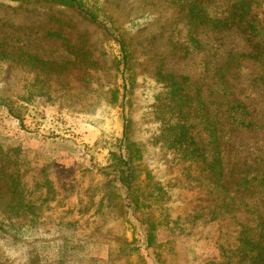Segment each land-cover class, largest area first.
Instances as JSON below:
<instances>
[{
  "label": "rangeland",
  "instance_id": "rangeland-1",
  "mask_svg": "<svg viewBox=\"0 0 264 264\" xmlns=\"http://www.w3.org/2000/svg\"><path fill=\"white\" fill-rule=\"evenodd\" d=\"M82 1L113 19L127 59L119 41L73 6L0 0V49L11 52L0 59V264H31L32 251L40 264L252 263L239 249L260 232L264 191L238 193L249 206L219 208L191 152L209 155L210 108L223 160L253 165L250 176L264 179V65L250 56L242 29L190 23L238 3L264 26V0ZM175 83L198 90L199 115L175 107ZM221 90L248 111L235 127ZM183 124L196 142L190 147L176 134ZM123 138L133 152L125 155L135 176L130 192L152 202L148 212L135 214L119 182ZM138 216L156 224L150 248ZM75 231L92 241L79 263L61 235Z\"/></svg>",
  "mask_w": 264,
  "mask_h": 264
},
{
  "label": "trees",
  "instance_id": "trees-1",
  "mask_svg": "<svg viewBox=\"0 0 264 264\" xmlns=\"http://www.w3.org/2000/svg\"><path fill=\"white\" fill-rule=\"evenodd\" d=\"M57 2H60L65 5H70L75 8H77L79 11H81L84 15L89 17L91 20L100 23L105 32L108 36H110L112 39H115L119 41L121 44V48L124 52V59H127L128 53H126V44L123 40L120 38L119 29L117 28L115 22L113 19L101 8H94L93 6H89L85 4L82 0H55ZM187 0H185L186 2ZM199 4H196L198 7ZM238 3L235 6H232L231 9L227 10L224 14L218 17L210 18L208 15H206L205 18L201 19V15H196L193 17V22L190 23L191 28L194 30H197L201 25L207 24V27L219 29L223 27L231 28V27H238L242 29L247 36L248 40L251 43L252 46V53L250 54L251 57L258 60L260 63L264 65V26L256 20L255 17L251 14V8H249L248 4H244L241 6V8L237 9ZM96 9V10H95ZM202 9H198V12ZM197 40V38H193ZM16 54V53H13ZM8 55H11V52L5 51V49H0V59L2 58H9ZM27 58V61H29L31 64H36L39 66H42V61L34 57L32 55H25ZM127 61V60H126ZM225 77L223 74L222 78ZM225 81V86L228 87V79H223ZM128 85V77L127 82ZM185 87L182 86L180 83H175L172 86V100L176 102L175 107L179 108L180 113H187L190 114L191 110L195 112L194 116H197L200 114V111L196 110V104L194 103L193 99L198 94V90H194V93H189L188 91L193 90L194 88H190L188 86L187 91L185 92ZM221 99L224 101L221 102L222 105H225L226 108H224L225 115L224 117H227L229 120L233 122V126L235 127V122L239 119L245 118L246 115H248V111L246 107L244 106L243 109H240L241 107L239 104L235 102V100H229L226 99V96L228 94L227 91L221 90ZM198 101L200 99L198 98ZM12 102H7V105L10 110V114L19 119L22 123V114L18 108H15L11 104ZM201 105H204L205 102L201 100ZM186 107L185 109H183ZM241 110V111H240ZM204 111V120H205V126L209 130V144L212 145L209 149V155H204L201 150H196V148H193L192 150V157L195 161L199 162L201 165H203V171L207 174L206 179L208 180V185L217 191L218 194V201H219V208L224 209L227 211V209H230L232 211L233 207L240 208L242 205H251V202H247L245 199L238 198V193H248L250 191H253L261 187V189L264 191V179L259 178V176L252 175L250 176V172L257 170L253 165H244L243 163L239 164L238 162H232L231 160H223L222 152L220 148V138L217 135V128L214 123V119L212 118L213 115L211 113L210 108L203 109ZM240 111V114H239ZM244 111V112H243ZM181 129L178 131V128L176 129V134H180V138L183 139L186 142V146L190 147L192 146V143H196L191 136H189V130L183 125H179ZM213 134V136H212ZM230 137V134H228ZM192 142V143H191ZM124 144V138L121 142V146L119 147V155L120 160L123 162V168L121 170L122 174L119 178V182L124 185L126 189V197L130 201L129 204L131 207H134L135 214L137 212L141 213L148 212L147 210L152 207V202L148 201V198L143 195V193L138 192V196H134V192H130L132 187V181L135 180V176L133 173V167L131 166V163L126 161L125 155L126 153H129L130 156L133 154L130 147L127 145L126 147L123 146ZM194 147V146H193ZM130 151V152H129ZM231 163V166L229 164ZM253 174V173H252ZM120 188V184L118 186ZM8 190L12 191V194H16V187L13 185V183L7 185ZM238 201V202H237ZM245 201V202H244ZM237 202V203H236ZM12 202H7L6 204L8 207H11L13 204ZM223 207V208H222ZM145 209V210H144ZM139 217V216H138ZM142 223L147 227V233H149V236L147 237V248H150V243L152 239L150 238L152 236L153 227L156 226V224L146 219L145 217L142 218L139 217ZM259 230L256 234L255 238L252 240H247L243 242L241 245L239 252L242 253L241 257L242 260L247 258V255L250 254L251 258L253 257V262L250 264H264V217H261V221L258 224ZM77 231L74 232V234H71L69 236H66V234L61 232V235L63 237L64 243H66L67 250L66 252H70V258H72L74 261H77L78 263L81 262L84 258H82L79 253L83 250V248L92 241L85 240L84 237H81V234H79ZM62 240V238H61ZM112 244L108 246L109 251H112ZM111 249V250H110ZM67 252V253H68ZM112 257V253H111ZM110 259V255H109ZM241 260V261H242ZM29 261L31 264H40V261L37 260V254L34 255L33 251L30 252ZM120 262L116 263H110V264H120ZM81 264V263H80ZM95 264V263H91Z\"/></svg>",
  "mask_w": 264,
  "mask_h": 264
}]
</instances>
